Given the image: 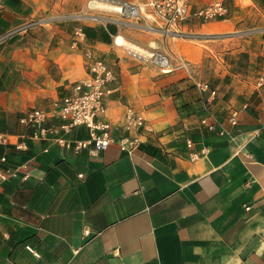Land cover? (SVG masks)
I'll return each instance as SVG.
<instances>
[{
	"label": "crops",
	"instance_id": "obj_1",
	"mask_svg": "<svg viewBox=\"0 0 264 264\" xmlns=\"http://www.w3.org/2000/svg\"><path fill=\"white\" fill-rule=\"evenodd\" d=\"M37 1L0 0V133L10 136L0 167L27 166L0 183V264H264V85L256 82L264 29L256 46L241 48V66L184 49L194 73L210 70L209 88L200 90L184 68L163 69L127 45L148 50L162 38L122 20L34 18ZM225 4L230 15L221 20L264 26V0ZM87 48L115 74L97 118L113 141L91 150L93 143L75 149L29 138L20 116L71 91L86 74ZM129 107L146 127L131 154L117 143L129 133L121 123ZM231 109L234 138L200 122L229 127ZM60 133L72 142L90 137L85 125ZM17 140L27 148H15Z\"/></svg>",
	"mask_w": 264,
	"mask_h": 264
},
{
	"label": "built area",
	"instance_id": "obj_2",
	"mask_svg": "<svg viewBox=\"0 0 264 264\" xmlns=\"http://www.w3.org/2000/svg\"><path fill=\"white\" fill-rule=\"evenodd\" d=\"M108 1L116 4L117 7L114 8V11L125 16L151 21L163 27L166 31H170V29H174L183 23L225 19L230 15V10L225 4L226 0H140L138 4L123 0ZM91 2L93 0H89L88 3ZM72 43L76 44L77 38H74ZM84 55L86 74L73 84L68 94L61 99L52 101L49 109L32 106L20 116V123L31 129V133L28 135L29 138L34 140L53 138V140L67 147L74 143L75 149H80L89 143H93L91 150L105 149L113 141L109 124L107 122H99L97 118L105 111V96L110 91L107 84L115 78L114 71L103 59L94 55L90 48L85 50ZM151 55L154 56L153 59L163 69L169 65L168 58L164 54L152 52ZM157 58L165 59L166 64L161 63ZM176 66L184 68L200 90L209 88L207 81L194 77L191 73L189 62L179 59ZM256 82L258 85H264V70L259 73ZM214 92L215 90L211 91L212 94ZM52 115L61 117L63 122L46 125V118ZM144 121V116L130 107L127 108L121 119L122 126L129 133L120 137L117 143L128 154H131L142 143V133L139 130L146 128ZM226 121L229 127H226L222 120L209 121L206 117L200 120L207 130H214L220 136L234 138V130L239 123L238 110L231 109L227 114ZM77 125L87 126L90 129V137L88 139H77L74 142L65 140L60 132H67ZM97 129H101V131L98 132ZM9 141L10 136L0 133V146L9 143ZM14 146L17 149L27 148L24 140L15 141ZM192 156L196 158L198 153L193 152ZM6 159V154L0 152V161L5 162ZM20 167L26 168V163L0 167V183L17 176ZM25 176L26 173L22 177Z\"/></svg>",
	"mask_w": 264,
	"mask_h": 264
},
{
	"label": "rangeland",
	"instance_id": "obj_3",
	"mask_svg": "<svg viewBox=\"0 0 264 264\" xmlns=\"http://www.w3.org/2000/svg\"><path fill=\"white\" fill-rule=\"evenodd\" d=\"M123 1L132 4H138L140 2V0ZM88 2L89 0H39L37 1L39 7H34V11H36V17L34 16V18L40 15L44 17L43 19L53 18L55 14V17H62L65 15L81 17L84 18L85 22L96 19L131 22L139 27L136 29V32L160 37L162 38V42L159 44L153 43L152 47L148 50L127 43L130 50L138 55L151 59L154 57L150 54L152 52L164 54L169 61V65L165 67L176 66L177 60L179 59L185 60L191 64L193 59L187 52H184V49L187 50V48H191L193 45L206 51V57H204V59H207V62L213 61L217 66H222L225 62L237 63L241 66L243 60H246V56L243 54H247L241 51V48L256 46L257 38L261 36V30L264 29V26H260L257 20L253 21L250 19L244 24H236L234 26L229 20L213 19L204 22L183 23L174 29H170V31H166L163 27L151 21L125 16L114 11L112 7H102L101 5H93ZM180 33L200 34L203 36L187 37L178 35ZM237 69L240 71L239 68ZM191 73L197 79H199L200 76L202 78L201 80H206L211 76L210 70L205 68L202 72L195 70L194 73V70H191Z\"/></svg>",
	"mask_w": 264,
	"mask_h": 264
},
{
	"label": "bare ground",
	"instance_id": "obj_4",
	"mask_svg": "<svg viewBox=\"0 0 264 264\" xmlns=\"http://www.w3.org/2000/svg\"><path fill=\"white\" fill-rule=\"evenodd\" d=\"M91 4H93V5H101L102 7H112V8L117 7L116 4H114L113 2H109L108 0H93V2H91ZM117 42L119 44L120 43L122 44V42H124V41H123L122 37L118 36L117 37ZM150 54H152V53H150ZM157 60L160 61L163 64H166L165 59H160V58L158 59L157 58Z\"/></svg>",
	"mask_w": 264,
	"mask_h": 264
},
{
	"label": "water",
	"instance_id": "obj_5",
	"mask_svg": "<svg viewBox=\"0 0 264 264\" xmlns=\"http://www.w3.org/2000/svg\"><path fill=\"white\" fill-rule=\"evenodd\" d=\"M178 35L187 36V37H202L200 34H188V33H180Z\"/></svg>",
	"mask_w": 264,
	"mask_h": 264
}]
</instances>
